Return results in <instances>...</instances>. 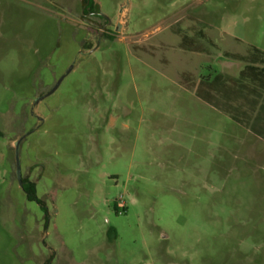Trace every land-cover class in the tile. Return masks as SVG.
Segmentation results:
<instances>
[{
    "label": "rangeland",
    "instance_id": "1",
    "mask_svg": "<svg viewBox=\"0 0 264 264\" xmlns=\"http://www.w3.org/2000/svg\"><path fill=\"white\" fill-rule=\"evenodd\" d=\"M253 47L264 0H0V264H264V87L199 95Z\"/></svg>",
    "mask_w": 264,
    "mask_h": 264
},
{
    "label": "trees",
    "instance_id": "2",
    "mask_svg": "<svg viewBox=\"0 0 264 264\" xmlns=\"http://www.w3.org/2000/svg\"><path fill=\"white\" fill-rule=\"evenodd\" d=\"M85 1L87 2V0ZM187 41V36H184L181 41L182 46L186 47ZM231 57L246 62V65L239 72L237 78L231 79L225 77L223 74H217L213 80L202 82L204 87L202 90L203 92L199 93L201 97L210 102L214 100L215 97L228 100L243 96L245 90L250 88V84H256L262 88L264 87V67L260 66L264 64V51L253 47L246 55L231 54ZM262 107L264 109V106ZM22 187L29 200L37 201L43 205L42 201L37 196L36 182L29 178H23Z\"/></svg>",
    "mask_w": 264,
    "mask_h": 264
},
{
    "label": "water",
    "instance_id": "3",
    "mask_svg": "<svg viewBox=\"0 0 264 264\" xmlns=\"http://www.w3.org/2000/svg\"><path fill=\"white\" fill-rule=\"evenodd\" d=\"M101 15L105 16V14H103L102 12H100ZM105 27V26H104ZM94 51V50H91V52ZM59 85V82L58 84L54 87V89L51 91L53 92ZM50 92V93H51ZM45 96H42L40 98H38L34 104H33V107L35 105H37ZM24 136L19 138L16 142H15V150H16V155H17V168H16V173H17V176H18V179H19V182L21 184V186H23V179H22V175H21V170H20V163H19V156H18V152H19V147H20V143L21 141L23 140Z\"/></svg>",
    "mask_w": 264,
    "mask_h": 264
},
{
    "label": "flooded vegetation",
    "instance_id": "4",
    "mask_svg": "<svg viewBox=\"0 0 264 264\" xmlns=\"http://www.w3.org/2000/svg\"><path fill=\"white\" fill-rule=\"evenodd\" d=\"M93 14H95L96 16L101 17V18L104 19V23L101 26V28H102L101 30H104L107 25L111 24L110 22H108L109 18L107 16H103V15L100 14V9L99 8Z\"/></svg>",
    "mask_w": 264,
    "mask_h": 264
},
{
    "label": "built area",
    "instance_id": "5",
    "mask_svg": "<svg viewBox=\"0 0 264 264\" xmlns=\"http://www.w3.org/2000/svg\"><path fill=\"white\" fill-rule=\"evenodd\" d=\"M119 206L122 207V208H125V203L121 201Z\"/></svg>",
    "mask_w": 264,
    "mask_h": 264
}]
</instances>
